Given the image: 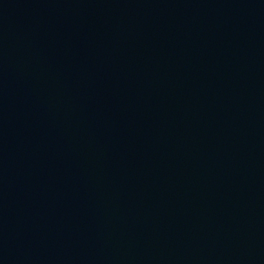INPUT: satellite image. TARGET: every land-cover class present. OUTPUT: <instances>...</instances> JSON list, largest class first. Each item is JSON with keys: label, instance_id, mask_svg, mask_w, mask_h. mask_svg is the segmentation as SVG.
I'll use <instances>...</instances> for the list:
<instances>
[{"label": "water", "instance_id": "1", "mask_svg": "<svg viewBox=\"0 0 264 264\" xmlns=\"http://www.w3.org/2000/svg\"><path fill=\"white\" fill-rule=\"evenodd\" d=\"M0 264H264V0H0Z\"/></svg>", "mask_w": 264, "mask_h": 264}]
</instances>
